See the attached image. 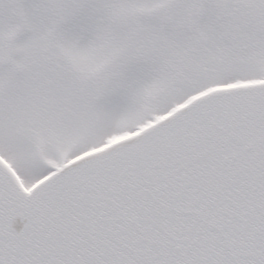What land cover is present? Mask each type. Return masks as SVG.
<instances>
[{
	"label": "snow or ice",
	"instance_id": "6c2138e0",
	"mask_svg": "<svg viewBox=\"0 0 264 264\" xmlns=\"http://www.w3.org/2000/svg\"><path fill=\"white\" fill-rule=\"evenodd\" d=\"M0 264H264V0H0Z\"/></svg>",
	"mask_w": 264,
	"mask_h": 264
}]
</instances>
